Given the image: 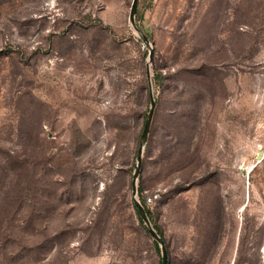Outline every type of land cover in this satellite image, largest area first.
Instances as JSON below:
<instances>
[{
    "label": "rangeland",
    "instance_id": "1",
    "mask_svg": "<svg viewBox=\"0 0 264 264\" xmlns=\"http://www.w3.org/2000/svg\"><path fill=\"white\" fill-rule=\"evenodd\" d=\"M132 1L0 0V264L161 263L148 64L169 264H264V0Z\"/></svg>",
    "mask_w": 264,
    "mask_h": 264
},
{
    "label": "water",
    "instance_id": "2",
    "mask_svg": "<svg viewBox=\"0 0 264 264\" xmlns=\"http://www.w3.org/2000/svg\"><path fill=\"white\" fill-rule=\"evenodd\" d=\"M138 3H139V0H133L132 1L130 13H129V18H130L131 23L134 25V27L138 31H140L139 27H137L135 25V18H136ZM141 34H142L144 42L146 44H150V39H149L148 35L143 33V32H141ZM147 76H148V79L150 81V109H149L148 115L145 119L143 131H142V142H141V146H140V149L138 152L137 163H136L135 171H134V175H133V195L135 197V204L138 208V211L141 215V218L143 219L145 224L148 226L152 236L157 241H159L161 244V247H162V264H169L168 263L167 248L165 246L163 238L158 233V231L152 226V223H151L150 217L146 211V208L144 207L142 202L137 197V192H138L137 191V180L139 178L141 167H142V162H143V148H144L145 144L147 143V140H148V137L150 134V130L152 127V123H153L154 113H155L156 106H157V101H156V98H155V95L153 92V88H152V79H151V72H150V65L149 64L147 66ZM259 156H260V154H259Z\"/></svg>",
    "mask_w": 264,
    "mask_h": 264
},
{
    "label": "trees",
    "instance_id": "3",
    "mask_svg": "<svg viewBox=\"0 0 264 264\" xmlns=\"http://www.w3.org/2000/svg\"><path fill=\"white\" fill-rule=\"evenodd\" d=\"M159 82H160V78H159V76H154V83L157 84V83H159ZM155 98H156V101H157V97H155ZM141 202H142V204L144 205V207L146 208V211H147V213H148V215H149V209H148L147 206H146L145 200L141 198ZM137 211H138V208H137ZM138 214H139V217H140V219H141V221H142V218H141V215H140L139 211H138ZM168 263H169V259H168ZM160 264H162V260H161V263H160Z\"/></svg>",
    "mask_w": 264,
    "mask_h": 264
},
{
    "label": "bare ground",
    "instance_id": "4",
    "mask_svg": "<svg viewBox=\"0 0 264 264\" xmlns=\"http://www.w3.org/2000/svg\"><path fill=\"white\" fill-rule=\"evenodd\" d=\"M51 104V101H49V105ZM53 106V105H52ZM47 111V110H46ZM54 111V110H53Z\"/></svg>",
    "mask_w": 264,
    "mask_h": 264
}]
</instances>
